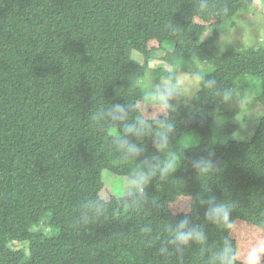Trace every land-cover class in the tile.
<instances>
[{"label":"trees","instance_id":"obj_1","mask_svg":"<svg viewBox=\"0 0 264 264\" xmlns=\"http://www.w3.org/2000/svg\"><path fill=\"white\" fill-rule=\"evenodd\" d=\"M250 12L264 22V0H0V264H220L225 248L244 264L264 242V44L217 55L214 41ZM166 44L200 76L190 104H176V71L164 73L167 108L145 100ZM256 79L263 113L250 140L233 138V115L215 136L226 95ZM169 125L175 171L129 193L168 158L157 133ZM218 204L226 223L207 217ZM185 220L203 242H175Z\"/></svg>","mask_w":264,"mask_h":264},{"label":"rangeland","instance_id":"obj_2","mask_svg":"<svg viewBox=\"0 0 264 264\" xmlns=\"http://www.w3.org/2000/svg\"><path fill=\"white\" fill-rule=\"evenodd\" d=\"M222 31L220 32L218 40H215L216 44L215 54L220 53L233 48L236 50H242L249 47H258L264 44V22L259 13L241 14L235 18L226 21L223 24ZM263 25V28H262ZM211 32L207 31L203 34L202 40H206L211 37ZM172 49L166 44L163 50L156 53L152 60L149 61L150 71L146 74L143 81L145 100L150 99L158 88L164 84L170 86L171 82L165 77L164 73L171 74L173 71L177 72V80L179 84V92L177 94L176 104H190L194 96V92L198 90V83L200 76L195 73H187L179 59H169L168 53H171ZM131 58L138 64H143V57L137 52H133ZM193 67V66H192ZM201 65L199 70L201 69ZM250 91L242 92L239 89L231 91L223 100L221 114L212 123V130L217 132V125H222L226 120V115H233L232 121L237 129L233 138L238 141L250 140V137L254 134L258 117L263 113V109L256 103L255 97L260 92V81L255 80ZM182 100H185L182 102ZM154 101V100H151ZM235 113V114H234ZM194 136L197 138V134L193 133L187 136L185 139L183 148L196 145L193 143ZM159 143H157L158 145ZM171 148L175 149L171 152ZM163 154L169 156V153L176 154V147H167L161 151ZM126 188V187H125ZM129 193L138 192L135 190L134 185L129 181L128 184ZM25 244H18L16 249H20Z\"/></svg>","mask_w":264,"mask_h":264},{"label":"clouds","instance_id":"obj_3","mask_svg":"<svg viewBox=\"0 0 264 264\" xmlns=\"http://www.w3.org/2000/svg\"><path fill=\"white\" fill-rule=\"evenodd\" d=\"M173 95L172 89L164 84L158 88V90L151 95V100L157 101L161 107L167 108L169 106L168 101ZM119 111V110H118ZM171 131V125L164 128V130L157 133V138L160 143L157 145L158 150H163L168 147V132ZM135 152V149H130ZM178 157L169 153L166 160L160 163H156L151 166L149 173H140L132 179L131 184L134 185L135 190L143 192L144 187L148 183L149 175H155L157 171L161 176H166L169 173L175 171L177 167ZM201 173H207L210 170L211 164L209 161H200L195 165ZM230 214V207L226 204H218L215 207L209 208L207 217L213 222H228ZM175 242L178 244H187L190 240H196L203 242V234L197 230L187 229V221H182L177 230L174 233ZM264 258V242L259 243L255 248L250 249L247 256L244 259V264H261V260ZM220 264H236L238 256L231 250V248H225L220 254Z\"/></svg>","mask_w":264,"mask_h":264}]
</instances>
